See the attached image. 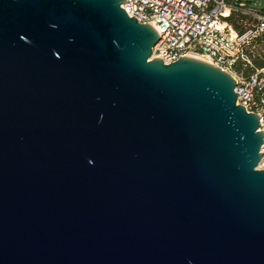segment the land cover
<instances>
[{
	"label": "water",
	"instance_id": "obj_1",
	"mask_svg": "<svg viewBox=\"0 0 264 264\" xmlns=\"http://www.w3.org/2000/svg\"><path fill=\"white\" fill-rule=\"evenodd\" d=\"M125 0H0V264H264L260 116Z\"/></svg>",
	"mask_w": 264,
	"mask_h": 264
},
{
	"label": "built area",
	"instance_id": "obj_2",
	"mask_svg": "<svg viewBox=\"0 0 264 264\" xmlns=\"http://www.w3.org/2000/svg\"><path fill=\"white\" fill-rule=\"evenodd\" d=\"M122 8L140 23H150L160 35L152 58L166 64L182 56L207 60L230 72L236 79L237 104L260 116L264 132V67L252 60L255 40L264 35V10L246 0H125ZM244 15V30L229 29L232 15ZM238 64L249 73L236 70ZM259 168H264V144Z\"/></svg>",
	"mask_w": 264,
	"mask_h": 264
},
{
	"label": "trees",
	"instance_id": "obj_3",
	"mask_svg": "<svg viewBox=\"0 0 264 264\" xmlns=\"http://www.w3.org/2000/svg\"><path fill=\"white\" fill-rule=\"evenodd\" d=\"M248 18L244 15H232L228 21H227V25L229 29H233V30H244L245 29V21ZM255 42H260V43H264V35L258 37ZM252 60L254 62V65L256 68H263L264 67V46H263V51L261 54L257 55H253L252 56ZM236 70L239 72H244V73H249L251 70L250 69H243L241 64H238L236 66Z\"/></svg>",
	"mask_w": 264,
	"mask_h": 264
},
{
	"label": "rangeland",
	"instance_id": "obj_4",
	"mask_svg": "<svg viewBox=\"0 0 264 264\" xmlns=\"http://www.w3.org/2000/svg\"><path fill=\"white\" fill-rule=\"evenodd\" d=\"M248 1L249 5L253 8L264 10V0H246ZM264 43L255 42V47L253 48L254 54L259 55L263 51Z\"/></svg>",
	"mask_w": 264,
	"mask_h": 264
}]
</instances>
